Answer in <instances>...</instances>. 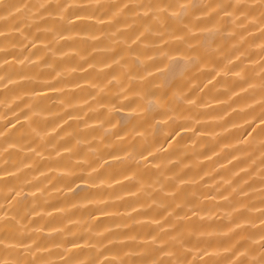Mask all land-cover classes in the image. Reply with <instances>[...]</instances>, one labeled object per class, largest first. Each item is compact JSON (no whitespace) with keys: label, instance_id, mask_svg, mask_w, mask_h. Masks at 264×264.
Segmentation results:
<instances>
[{"label":"bare ground","instance_id":"obj_1","mask_svg":"<svg viewBox=\"0 0 264 264\" xmlns=\"http://www.w3.org/2000/svg\"><path fill=\"white\" fill-rule=\"evenodd\" d=\"M0 264H264V0H0Z\"/></svg>","mask_w":264,"mask_h":264},{"label":"clouds","instance_id":"obj_2","mask_svg":"<svg viewBox=\"0 0 264 264\" xmlns=\"http://www.w3.org/2000/svg\"><path fill=\"white\" fill-rule=\"evenodd\" d=\"M148 103H149V106L155 105V101H149Z\"/></svg>","mask_w":264,"mask_h":264}]
</instances>
